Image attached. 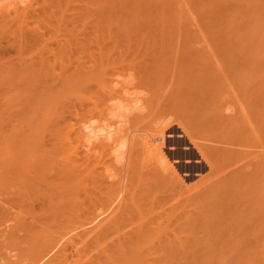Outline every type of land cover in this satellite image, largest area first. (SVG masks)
Wrapping results in <instances>:
<instances>
[{
	"label": "bare ground",
	"instance_id": "bare-ground-1",
	"mask_svg": "<svg viewBox=\"0 0 264 264\" xmlns=\"http://www.w3.org/2000/svg\"><path fill=\"white\" fill-rule=\"evenodd\" d=\"M0 264H264V0H0Z\"/></svg>",
	"mask_w": 264,
	"mask_h": 264
},
{
	"label": "rangeland",
	"instance_id": "rangeland-1",
	"mask_svg": "<svg viewBox=\"0 0 264 264\" xmlns=\"http://www.w3.org/2000/svg\"><path fill=\"white\" fill-rule=\"evenodd\" d=\"M175 130V132L173 133V137L174 138H176V139H178V142H176V144H167V146H166V151L169 153V151L171 150H178L179 149V151H190L191 149V151H194V154H195V150L192 148V146L189 144V141H187V139L186 138H184L183 136H181L180 134H181V130H179V129H177V128H175L174 129ZM187 146L190 148H187ZM172 148V149H171ZM188 149V150H187ZM198 158V156H197V154H196V157H191L190 159H189V157L188 158H186V157H181L180 159H179V162L177 163L178 165L179 164H189V165H192L193 167H191V168H187V169H185V168H182L181 169V173H182V175L185 177V178H189V180H191V181H194V179L196 178V176H197V174H198V172H199V168H200V166H201V168H202V166L203 165H205L203 162L201 163V162H196L197 159ZM176 164V165H177ZM200 164V165H199ZM195 165H196V167H195ZM198 165V166H197ZM198 167V168H197ZM184 169V170H183ZM204 172H205V170H204Z\"/></svg>",
	"mask_w": 264,
	"mask_h": 264
}]
</instances>
